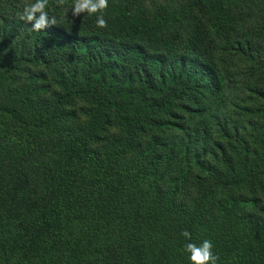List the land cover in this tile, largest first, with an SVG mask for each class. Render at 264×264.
Instances as JSON below:
<instances>
[{
    "label": "trees",
    "instance_id": "16d2710c",
    "mask_svg": "<svg viewBox=\"0 0 264 264\" xmlns=\"http://www.w3.org/2000/svg\"><path fill=\"white\" fill-rule=\"evenodd\" d=\"M24 2L0 0V264H192L204 240L264 264V0H48L39 31Z\"/></svg>",
    "mask_w": 264,
    "mask_h": 264
},
{
    "label": "clouds",
    "instance_id": "9594fccd",
    "mask_svg": "<svg viewBox=\"0 0 264 264\" xmlns=\"http://www.w3.org/2000/svg\"><path fill=\"white\" fill-rule=\"evenodd\" d=\"M48 0H26L22 4L19 19L25 23H31L32 30H43L47 26L57 24L55 15L50 14L48 9ZM108 5V0H73L72 15L77 16L80 13L92 15L101 12ZM95 23L97 27H104L106 24L102 15H97ZM183 236L189 237L187 231L182 233ZM211 241L204 240L199 246L194 243H187L185 251L189 253L188 259L192 264H216L217 257L212 252Z\"/></svg>",
    "mask_w": 264,
    "mask_h": 264
}]
</instances>
